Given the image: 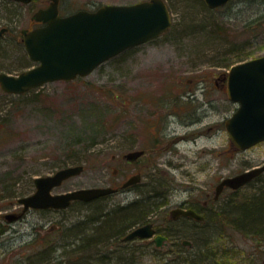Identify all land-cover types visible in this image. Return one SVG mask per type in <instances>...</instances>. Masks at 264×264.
<instances>
[{
  "label": "rangeland",
  "instance_id": "rangeland-1",
  "mask_svg": "<svg viewBox=\"0 0 264 264\" xmlns=\"http://www.w3.org/2000/svg\"><path fill=\"white\" fill-rule=\"evenodd\" d=\"M140 1L61 0L60 8L66 15ZM166 2L173 18L168 32L107 60L87 76L36 88L47 93L45 99L32 94L6 95L0 89V264H28L29 257L45 256L44 242L60 248L77 242L75 232L83 235L96 215L142 196L160 197L154 205L161 209L165 204L163 214L167 216L180 202L199 199L202 204L213 198L222 179L264 164V142L245 150L233 145L225 120L238 104L221 87L222 82L226 87L230 68L240 62L239 56L264 55V23L255 29L253 21L264 12V3L231 0L206 10L199 0ZM48 3L0 0V29L8 28L0 36V72L18 75L37 65L28 55L22 29H32V15ZM253 29L256 34L252 36ZM139 149L146 151L139 160L125 157ZM75 164H84L85 169L54 193L108 185L120 190L94 205L31 209L24 219L5 218L7 213L22 210L18 199L35 191V177ZM139 172L142 179L135 188H121ZM153 189L158 192H150ZM252 192L251 186L239 193L227 188L215 204L210 200V226L197 233L213 232L212 245L223 257L206 264H264V243L223 225L212 214L235 194ZM161 213L154 216L158 225ZM218 222L220 228H212ZM181 225L179 229L187 234L197 229L184 222ZM74 254L67 253L69 261ZM133 264L165 261L147 254Z\"/></svg>",
  "mask_w": 264,
  "mask_h": 264
},
{
  "label": "water",
  "instance_id": "water-1",
  "mask_svg": "<svg viewBox=\"0 0 264 264\" xmlns=\"http://www.w3.org/2000/svg\"><path fill=\"white\" fill-rule=\"evenodd\" d=\"M29 3L32 0H13ZM209 8L226 5L230 0H204ZM32 19L44 23L34 29H22V40L31 60L37 62L18 75L0 72V86L6 93L21 94L48 82L73 80L87 76L96 67L126 49L146 43L167 32L172 24V13L166 0H143L132 4H105L95 11L79 10L73 14H59V0H50L46 7L34 12ZM7 30L0 29V36ZM228 96L238 108L225 120L232 142L240 149H248L264 141V55L233 65L228 73ZM144 150L125 154L136 160ZM84 170L83 164L70 165L49 175H39L36 190L18 199L23 206L20 215L7 213L9 221L17 219L29 209H65L72 201L89 202L118 191L113 186L81 187L64 192L53 190ZM264 172V164L249 168L222 179L216 186L217 199L225 187L234 190L246 185ZM141 173L132 175L123 188L140 182ZM173 218L181 215L203 221L205 216L192 208L176 207ZM156 233L152 223L139 226L123 237L150 238ZM166 237H155L159 244ZM192 245V241L185 240Z\"/></svg>",
  "mask_w": 264,
  "mask_h": 264
},
{
  "label": "trees",
  "instance_id": "trees-1",
  "mask_svg": "<svg viewBox=\"0 0 264 264\" xmlns=\"http://www.w3.org/2000/svg\"><path fill=\"white\" fill-rule=\"evenodd\" d=\"M8 3H18L11 0H4ZM206 10L209 9V7L206 5L204 0H199ZM255 1H261L264 3V0H255ZM211 10V9H209ZM256 24L254 28L256 29V26H258V23L262 25L264 23V12L257 16L253 20ZM172 27V26H171ZM170 27V28H171ZM255 29H253L252 33L250 35H255ZM170 30V29H169ZM168 30V31H169ZM167 31V32H168ZM254 32V33H253ZM155 40V39H154ZM246 60V57L239 56L238 61ZM6 95H9L8 93H5ZM32 94L33 97L36 98H44L47 97V93H43L41 91H37L36 88L29 90L25 93L19 94V97H25L27 95ZM92 143H97L95 139H93ZM263 174L259 175L255 179H253L251 182H249L244 187H254V192L251 194H244L239 195L235 194L233 197H231L229 200H227L226 204L216 211H214L213 217L216 219H220L218 221H222L223 225H226L228 227H231L245 235H248L252 237L253 239L264 243V179ZM243 188V187H242ZM241 189V188H240ZM235 190V193H239V190ZM152 193L158 192L157 189L150 190ZM100 199L92 200L89 202H82V201H74L71 205L75 203H79L81 206H87V205H94L96 202H98ZM160 200L159 198L152 199L151 196H148L145 198V196H142L141 199L134 200L133 202H130L125 205H119L114 208H107L104 211H102L100 214L96 215L97 217H94L95 220L91 226V229L86 228L83 232V235H81L80 231L75 232V236H73L77 242L84 243V247L86 250H89V247H93L92 245H101V247H104L103 249L109 248L108 243L112 242L111 239L114 241H123V237L126 235L124 232L127 228H130L135 223L144 220L147 218L150 213L156 211L158 208L154 204ZM215 200H212V204H215ZM208 208L205 210V220L203 221H193V225L197 227L196 231L192 234L185 233V230H174L171 226H179L182 228L181 223L182 222H168V229L167 230L171 235H174L175 238L181 239V238H189L192 239L193 245L191 246V251L186 253L185 259L183 255L180 257L179 264H206L208 260H218V258L223 257V255H219L220 252H216V249L212 245L213 237L211 235L213 232L209 230V232H206V236L201 235L199 232L202 228L210 226L209 224V212ZM215 219V221H217ZM218 223L212 224V228H220V225ZM80 226V223L77 224ZM75 225V226H77ZM184 225H188V223H184ZM160 229V225H158ZM210 228V227H209ZM86 230H89L88 232ZM86 231V232H85ZM191 235V236H190ZM190 236V237H189ZM103 244H105L103 246ZM77 248V247H76ZM74 249V248H73ZM71 250V249H70ZM76 250V249H74ZM115 250H120V248ZM193 251V254H192ZM86 261H81L80 263L74 262L73 264H87L88 260L90 259V256H93L94 254L86 253ZM49 255V254H48ZM75 255V254H74ZM96 255V254H95ZM108 256H112L111 259L108 262H105L104 259H109ZM193 257V259L190 258ZM74 258L77 257V254L75 256H72ZM99 257L101 258V262L99 264H128L126 262L125 255L120 252H112V254H100Z\"/></svg>",
  "mask_w": 264,
  "mask_h": 264
},
{
  "label": "flooded vegetation",
  "instance_id": "flooded-vegetation-1",
  "mask_svg": "<svg viewBox=\"0 0 264 264\" xmlns=\"http://www.w3.org/2000/svg\"><path fill=\"white\" fill-rule=\"evenodd\" d=\"M49 4V3H48ZM47 4V5H48ZM60 4H61V0H59V13L60 15H62V10L60 8ZM67 15V14H66ZM32 21L34 22L33 28L37 27V26H41L44 23L42 22H38L34 19H32ZM32 28V29H33ZM218 84V83H217ZM205 86H208V83L204 84ZM222 88H226V92L228 95V86L226 85L225 87V83L222 82L221 84ZM235 146V145H234ZM236 147V146H235ZM146 153V151H145ZM145 153L139 157L136 160H139L140 158H142ZM134 160V161H136ZM140 173V172H139ZM137 184V183H136ZM136 184L130 185L127 188H135ZM120 189V187H119ZM138 199V198H137ZM213 198L211 197L210 199L204 200L203 203H200L199 199H195V200H186L183 202H180L178 205H176V207H182V208H192L195 209L197 211H200L201 213H204L205 210L208 208V205L210 204V200H212ZM214 200V199H213ZM133 202V201H132ZM161 203V202H159ZM201 204V205H200ZM165 206L162 205L161 209L158 208L157 211H154L152 213H150V215L147 216V218H145L144 220H141L137 223H135L133 226L130 227L129 232H131L132 230L136 229L139 226H143L146 225L148 223H152L154 228L156 229V233L153 237L150 238H141V237H134L133 239L127 240V241H112L109 242V248L107 249H103L104 247H101V245H92L93 247H89V250L85 249V245L84 243H80V242H72V243H67V246L65 247H61L62 250H60L61 248L59 246L54 245V243H41L43 244V246H41L42 253L45 254V256H41L40 254L37 255L36 257H29V262L28 264H73L74 262H81V261H86V253H90L89 256L91 254H94L93 256H90V259H87L88 262H92L91 264H99L101 262V258L99 257L100 254H112V252H120V253H124L126 255V259H128L127 263L128 264H133V263H139L142 262L144 257L147 254H153L155 256H157L158 259H161L162 261H165V264H179L180 261V256L183 255L185 259L186 253L191 251V246L185 244V240L189 239V238H175L174 235H171L167 230L169 225L168 222H184V223H188L189 226H193V221H197L189 216H184L181 215L178 218H173L171 216V212L170 215L167 216L163 214V207ZM161 213V220H158V222H161L160 227L162 229H160L158 227V223L156 224L155 221V217L157 216L155 214H160ZM11 213H16L18 215H20L22 213V210L20 212H11ZM25 214H22L21 216L18 217V220L24 219ZM154 217V218H153ZM5 218H6V214H5ZM7 219V218H6ZM184 226V225H183ZM175 231L176 230H180L179 226H171ZM160 234L166 237L165 240L162 241L161 244L158 245V243L155 240V237ZM105 244H103L104 246ZM77 247V248H76ZM76 250H74V249ZM120 248V250H115ZM71 249V250H68ZM68 252H72V253H76L77 257L76 259L72 258V261H69V258L66 257ZM48 254L50 256H48ZM96 254V255H95ZM193 254V251H192ZM194 256H190L191 259H193ZM112 261V257L109 258ZM67 260L69 261L67 263ZM108 259H104L105 262H107Z\"/></svg>",
  "mask_w": 264,
  "mask_h": 264
}]
</instances>
